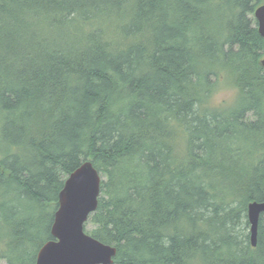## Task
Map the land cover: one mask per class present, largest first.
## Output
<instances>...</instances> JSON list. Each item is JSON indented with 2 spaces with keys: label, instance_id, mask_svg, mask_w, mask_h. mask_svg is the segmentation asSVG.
<instances>
[{
  "label": "trees",
  "instance_id": "1",
  "mask_svg": "<svg viewBox=\"0 0 264 264\" xmlns=\"http://www.w3.org/2000/svg\"><path fill=\"white\" fill-rule=\"evenodd\" d=\"M263 3L0 0V264H35L84 161L104 177L84 231L112 264H264V213L255 246L247 218L264 201Z\"/></svg>",
  "mask_w": 264,
  "mask_h": 264
},
{
  "label": "water",
  "instance_id": "2",
  "mask_svg": "<svg viewBox=\"0 0 264 264\" xmlns=\"http://www.w3.org/2000/svg\"><path fill=\"white\" fill-rule=\"evenodd\" d=\"M257 31L264 40V3L254 10ZM264 68V57L260 60ZM100 173L90 161H84L64 180L58 193V206L50 226L51 240L36 253L35 264H112L116 248L103 244L84 231V224L96 209L100 194ZM264 201L247 205L249 240L256 244L259 215Z\"/></svg>",
  "mask_w": 264,
  "mask_h": 264
},
{
  "label": "rangeland",
  "instance_id": "3",
  "mask_svg": "<svg viewBox=\"0 0 264 264\" xmlns=\"http://www.w3.org/2000/svg\"><path fill=\"white\" fill-rule=\"evenodd\" d=\"M232 93H233L232 90L226 88V89L220 90L214 97H215L216 102H221V101H224L225 99L231 98ZM101 178H104V177L101 176ZM90 229H91V225L87 223L85 226V230L89 232ZM1 264H4V263L1 262Z\"/></svg>",
  "mask_w": 264,
  "mask_h": 264
}]
</instances>
